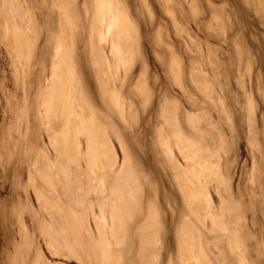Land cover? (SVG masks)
Returning <instances> with one entry per match:
<instances>
[{
	"label": "rangeland",
	"instance_id": "374dc122",
	"mask_svg": "<svg viewBox=\"0 0 264 264\" xmlns=\"http://www.w3.org/2000/svg\"><path fill=\"white\" fill-rule=\"evenodd\" d=\"M114 1L117 33L98 21L101 0H0V264H183L187 221L210 264H264V0ZM57 60L66 106L90 114L82 128L52 112L67 140L52 148L49 183L31 174L50 145L43 102ZM123 161L144 187L143 215L126 225ZM184 170L213 197L207 227ZM151 204L159 224L142 234Z\"/></svg>",
	"mask_w": 264,
	"mask_h": 264
},
{
	"label": "bare ground",
	"instance_id": "6f19581e",
	"mask_svg": "<svg viewBox=\"0 0 264 264\" xmlns=\"http://www.w3.org/2000/svg\"><path fill=\"white\" fill-rule=\"evenodd\" d=\"M101 1H102V4H101L100 10L98 12V21L100 22V24L105 23L107 26V29L109 31H115L117 33L118 27L120 25L119 20L121 18V12L116 8V3L114 0H108L107 6L109 7V15L111 17H110V19H108L105 22V19L103 18L104 17L103 11L105 8V3H103V0H101ZM100 31H101V29H100ZM114 37L116 40V44H119V43H117V36L115 35ZM62 49H63V45L61 43H58V52H57L58 55H60L62 53ZM116 49H117V47H116ZM62 56H64V53H62ZM57 63H58V60L55 61V64L53 67L54 77L51 78L50 80H48L49 86L47 87V89H49V95H48L47 99L44 100V102H43L44 103L43 106H45L43 108V114H44V118L46 119V123H47V129H48L49 138H50V145H49V147L45 146L42 149V151H40V153H38L36 155V160H34L36 168L33 169L32 174H31V178L34 179L36 177L35 175L38 171L39 174L43 175L45 180L48 179L49 183H52L54 173H55L54 169L56 168V164H55L54 159H53L54 154L52 152V148L54 149L55 147L58 146V145L56 146V143H58V142H59V144L62 143L63 138H65V140H67V138L65 137L67 134L66 132H64L61 137L59 136V134H57V132H55L57 123H55L53 121L54 119H53V113L52 112L57 111V115H59V118H62L64 115V110H67V112L69 111L70 112L69 119H70L71 125H73L75 127H82V128L85 127V123H86V121L89 120L88 117L90 114L89 111H86L85 119L81 120L75 114V112L77 111L76 101L74 102V104H72L73 105L72 107L66 106L69 103L68 97L70 95V92L68 90V85L66 84V76H65V74L63 76V74H61V72L58 70ZM53 82H54V84H52ZM67 118H66V124L65 125H67ZM175 120H172V121H175ZM70 123L68 122L69 125H70ZM191 124H193V123H191ZM177 143L180 145L181 149H184V147H185V149H187V148L188 149L189 148L195 149L194 146H191L186 141L185 138L180 136V134L178 135ZM165 144L167 146V150H168L167 152H169L171 155H174L173 148L169 144V142L165 141ZM112 151L113 152H111L112 154L110 156V159L112 158V155L114 154L113 149H112ZM194 151H196V150H193V152ZM196 152H199V151L197 150ZM106 156H108V154H104L103 159ZM113 158H115V156ZM108 159H109V157H108ZM112 160L113 159H111V161ZM112 162H115V161L113 160ZM209 162H210V160H209ZM125 163H126V161H123V163H122L123 168L121 170L122 174L119 177L118 186L115 187V189H114L115 192L117 193L116 194L117 197H119L118 199L121 200V204L122 203L123 204L122 205L120 203L117 204L118 201H116V200L113 201V204H112V205H114V203H115V205L117 204L118 209L122 210V215L120 216V214H119V213H121V211H119L118 214L121 217V221L123 222L124 225L128 224L130 220L137 219L138 217H141V215H143L142 200H143V190H144V187L141 184V180L139 179L137 173L133 169H131V170L128 169L127 165ZM177 163H179V162H177ZM208 164L209 163H206L207 167H206V165L204 166V169L207 168L204 171L205 173L204 172L202 174L200 173V175H202V176L204 175V177L206 176V177L210 178L213 175H211V173L207 171L208 170ZM107 165L108 164H106V166ZM110 166L111 167L113 166V168L115 167L114 164L111 165V163H110ZM113 168H112V170H113ZM181 169H183V168H181ZM181 169H180V171H181ZM119 173L117 175H119ZM183 173H184L183 182H184V186H185L184 191L186 192L187 197H188L186 200L189 199L190 202H188V204L191 203L193 211L195 212L194 214H196V216L200 219V221L202 223H204V227L205 226L207 227L210 225V223H209V221H207L208 219L205 215L209 214L211 216V218L215 215V213H214L215 204H214L213 197L209 193V191L204 190L202 188H198L196 186L197 185L196 181L189 178L187 176V174H185V170L183 171ZM209 178L206 180H209ZM131 180H134L138 184V187H136V189H135V184L132 185L131 187H129L128 183H130ZM206 180H202L203 183H205ZM135 191H137L138 193L137 192L135 193ZM102 204H104V203L102 202ZM101 206H104V205H101ZM112 207H115V206H112ZM101 209L103 210L102 211L103 219L105 221H107L106 212L104 211L103 207ZM155 209H156V206L151 204V206L149 208V212H148L149 214L147 216V219L140 225L142 234L144 231L150 232L151 230L158 227V224H159V220L157 219L158 213H157V211H155ZM141 210H142V212H140ZM114 211L111 212L112 215H111V218H109V220H112V226L114 225L113 227L115 228V227H118L117 224L120 223V220L118 221V217H117L118 214L116 215V212H114ZM116 211H118V210H116ZM123 212H124V214H123ZM212 219L214 222H216L215 218H212ZM117 222H119V223H117ZM123 224L121 223L120 226H122ZM190 225L191 224H189L188 221L185 222L184 223V229L187 232L185 231L184 233H181V258H182L183 264H210L207 252L204 249L203 245L201 244V238H198V236L196 235V232L193 230L192 227H190ZM121 229L123 230L124 228L121 227ZM155 236L158 239V236L157 235H155ZM155 236L152 235L151 238H153V240H155Z\"/></svg>",
	"mask_w": 264,
	"mask_h": 264
}]
</instances>
